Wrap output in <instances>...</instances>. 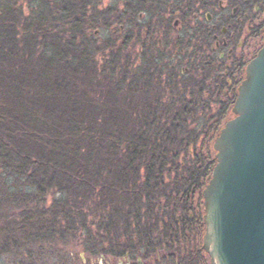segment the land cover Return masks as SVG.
I'll return each instance as SVG.
<instances>
[{
    "label": "trees",
    "instance_id": "1",
    "mask_svg": "<svg viewBox=\"0 0 264 264\" xmlns=\"http://www.w3.org/2000/svg\"><path fill=\"white\" fill-rule=\"evenodd\" d=\"M39 1L46 2L25 14L14 0H0V203L18 210L6 222L0 215V261L25 249L17 263L36 264L37 247L61 234L86 235L94 254L141 252L151 263L164 250L169 261L171 235L153 245V176L165 165L175 173L162 185L174 214L195 194L203 199L216 164L211 144L184 163L173 152L195 120L194 88L179 92L160 69L153 77L150 50L127 51L120 31L114 39L98 35L112 27L96 13L101 0ZM145 34L130 41L147 44ZM189 213L166 229L184 240Z\"/></svg>",
    "mask_w": 264,
    "mask_h": 264
},
{
    "label": "flooded vegetation",
    "instance_id": "2",
    "mask_svg": "<svg viewBox=\"0 0 264 264\" xmlns=\"http://www.w3.org/2000/svg\"><path fill=\"white\" fill-rule=\"evenodd\" d=\"M116 2L109 4L108 14L118 13L116 23L123 29L120 40L126 45L142 31L147 34V44L136 46L153 49V77L158 69L165 78L172 77L178 67L180 74L188 77L187 81L203 76L201 91H207L205 85L215 86V93L210 95L222 94L220 108L230 106V115H235L233 108L247 67L264 45V0ZM111 25L112 29L117 26ZM199 201L203 199L196 203V217L199 221L202 219L200 230L205 231V211L200 209ZM189 216L193 218L194 214L191 212ZM140 253L126 252L118 259L125 260L126 264H143Z\"/></svg>",
    "mask_w": 264,
    "mask_h": 264
},
{
    "label": "water",
    "instance_id": "3",
    "mask_svg": "<svg viewBox=\"0 0 264 264\" xmlns=\"http://www.w3.org/2000/svg\"><path fill=\"white\" fill-rule=\"evenodd\" d=\"M233 112L215 139L217 163L203 191V248L211 264H264V45Z\"/></svg>",
    "mask_w": 264,
    "mask_h": 264
},
{
    "label": "rangeland",
    "instance_id": "4",
    "mask_svg": "<svg viewBox=\"0 0 264 264\" xmlns=\"http://www.w3.org/2000/svg\"><path fill=\"white\" fill-rule=\"evenodd\" d=\"M15 7L19 8L20 10H23L25 14H29L31 11L32 7L39 5V7L45 2H40L39 0H14ZM44 1V0H42ZM48 1V0H47ZM51 1V0H50ZM111 3H117L116 0H101L100 4L97 9V14H105L108 16L109 23L114 24L116 27L113 29L110 28L106 30L105 28H102L101 30H96L95 32L98 33L101 37L107 39L112 37L113 39L117 37L118 32L116 31H122L123 29L120 28L118 23H116V17L118 13L114 14H108V9H109V4ZM117 5V4H116ZM17 9V10H19ZM117 12V11H116ZM106 16V17H107ZM121 39V38H120ZM122 43V40H119ZM148 41V40H147ZM136 42H131L128 41L126 44V48L128 49L127 51L133 52L134 50L138 49L137 44H133ZM255 44V43H254ZM256 45V44H255ZM150 50L151 55L153 57V49L148 48ZM126 51V50H125ZM150 52H148L150 54ZM174 70V68H173ZM204 70V69H201ZM180 67L177 68V72L175 70L172 72V78L175 80V83L179 85V92L180 89L182 88L181 86L183 85L184 87L188 88L189 90L194 88V96L196 97L194 102L196 106L193 108L195 110V120H192V117H190L189 122L192 124L190 126L189 124V129L188 131L185 130L187 133L184 134L182 133L183 137L181 138H187V141H179L177 137V141H175L176 145L173 149V152L175 153H181L180 159H177L178 161L180 160V163L187 162V160H191L194 157L195 152L199 151L201 152L202 150H206L208 147V144L213 145L215 143L216 137L219 135L221 132L222 128L225 126L227 121L235 117V115H230V106L228 109V106H223L220 108L221 102L220 100L222 99V94H215L211 96V93H215L213 91V88L215 89V86L213 88L207 86H204V89H207L206 92H202L203 88V82L202 80H205L203 76L194 78L192 81H187V76L180 74L181 72ZM175 74V75H174ZM171 76H167L166 80L170 78ZM199 91V92H198ZM189 92V91H188ZM201 92V94H200ZM94 94H91L93 96ZM158 96L157 91H154L153 88V96ZM162 96H166V94H163ZM214 99V100H213ZM219 103V105H218ZM205 107V108H204ZM228 110V111H227ZM181 128H183V125H180ZM191 131V132H190ZM217 132V133H216ZM213 136V139H211ZM189 137H192V139L189 141ZM193 141V142H192ZM187 142H190L189 145ZM187 144V145H186ZM186 145V146H183ZM183 146V147H182ZM188 146L187 151L186 148ZM217 153V152H216ZM215 160L217 163V158L215 156ZM171 161V160H170ZM216 165V164H215ZM165 167V170L162 171L161 173H158L157 175L155 174L153 176V237L155 235L159 236L156 241H154L153 245H156L160 241V238L164 237V240L166 241L167 238L163 236L162 234H170L171 236L168 238L169 241H171L174 238H177L178 240H183L178 234H173L170 230H167L166 228L173 226L175 227L174 224H172V220H174V216L177 217L178 219V224L180 225L181 222L185 223L186 222V216L187 212L190 211L194 214L193 218H190V227H184L187 229V234L186 237L184 238L183 241H180V243H177L178 245H173L170 244L168 248H166L167 253L169 255H173V257H169V261L164 257L166 254L164 253V250L162 253L159 255L156 253H153V261L149 263V261L144 258L141 259V262L143 264H211L210 256L209 254L204 250L203 248V242L202 238L204 237L205 231H201L200 229L197 228V217L195 216L196 209H197V204L198 203V194L196 195L195 192L197 190H193L194 192L189 193L187 196H183V198H180V202H185L184 198L187 197L188 200L192 199V196L195 194V201H192L188 206L187 203H185L183 206L184 208H181V211L177 210L175 211L174 214L172 212L168 213L167 210L165 209L166 204L169 203L171 200V197L168 195H165L164 193L165 189L162 190V185H167L171 184L172 181L171 179L175 177V173L172 172L169 173L167 169V165L163 166ZM215 167V166H214ZM180 178V177H179ZM9 182H13L12 179L8 180ZM209 182V181H208ZM207 182V184H208ZM206 184V185H207ZM160 186L161 190H158L157 186ZM206 185L202 188L204 191ZM157 188V189H156ZM194 187L192 186V189ZM17 189L13 187V190ZM3 192H0V199L3 198L4 194ZM61 195H52L48 197V204H51L53 200L59 199ZM0 203V215H4V221L6 222L7 219H12L15 215L18 214V210L14 209L12 210L11 206H5V204L1 205ZM204 197H203V207L201 208L203 211L204 210ZM202 211V212H203ZM204 214V213H203ZM168 215V216H167ZM168 217V218H167ZM182 218L185 220L182 221ZM1 224V221H0ZM167 225V226H166ZM186 225V224H185ZM181 226V225H180ZM187 226V225H186ZM178 227V226H177ZM94 229H97V226H94ZM167 230V231H165ZM203 232V233H202ZM94 236V235H93ZM159 240V241H158ZM95 241V240H94ZM162 244V243H161ZM164 244V243H163ZM98 244L95 242V246ZM91 246V241H89L85 236H82L79 234L77 237L73 238L71 236H64L61 234V237H53V239L48 240L43 246L39 245L36 250V256L34 255V259L36 264H126L125 260L120 262V259L111 257L107 255L106 258L102 257L99 254H94L91 251L87 252V248ZM164 245H161V247ZM95 248V247H94ZM165 249V247H164ZM26 250L21 249L17 251L15 254L19 256L17 259L16 255L12 252L8 256H4L1 258L0 264H18L21 260V257L25 258L26 255ZM110 257V258H108ZM174 260V263H173ZM18 262V263H17ZM182 262V263H181ZM136 263V262H135ZM138 264V263H136Z\"/></svg>",
    "mask_w": 264,
    "mask_h": 264
},
{
    "label": "bare ground",
    "instance_id": "5",
    "mask_svg": "<svg viewBox=\"0 0 264 264\" xmlns=\"http://www.w3.org/2000/svg\"><path fill=\"white\" fill-rule=\"evenodd\" d=\"M215 156H216V154H215Z\"/></svg>",
    "mask_w": 264,
    "mask_h": 264
}]
</instances>
